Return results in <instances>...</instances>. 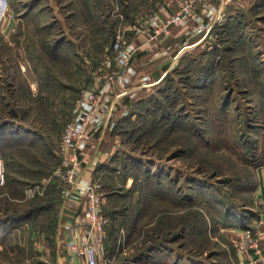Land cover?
I'll return each instance as SVG.
<instances>
[{"label": "rangeland", "instance_id": "rangeland-1", "mask_svg": "<svg viewBox=\"0 0 264 264\" xmlns=\"http://www.w3.org/2000/svg\"><path fill=\"white\" fill-rule=\"evenodd\" d=\"M163 1L9 0L13 24L2 31L0 22V264L51 262L58 212L36 208L61 163L63 128L81 90L104 81L112 43L128 40L133 24L146 27ZM216 3L225 12L226 1ZM212 27L117 119L115 151L95 176L108 216L103 264H234L219 224L262 208L264 0Z\"/></svg>", "mask_w": 264, "mask_h": 264}, {"label": "built area", "instance_id": "built-area-1", "mask_svg": "<svg viewBox=\"0 0 264 264\" xmlns=\"http://www.w3.org/2000/svg\"><path fill=\"white\" fill-rule=\"evenodd\" d=\"M216 2L217 0H165L145 20L146 29L152 32L153 37L160 33L168 34L172 25H192L187 33L194 32L205 36L212 26L225 21V12ZM162 12L168 15L160 19ZM9 17V0H0V22ZM130 29L136 33L140 30L136 24ZM111 46L112 57H106L102 62L107 72L102 76L104 81L99 85L83 88L74 103L71 117L59 140L61 163L52 173L61 197L67 204L77 203L79 212L65 226L63 244L67 253L81 257L84 264H103L106 260L108 216L103 210L104 194L101 183L92 175L81 178L83 149L97 139L98 133L112 131L118 117L128 113L130 105L127 98H133L150 84L148 76L145 75L140 84L132 85L136 69L131 60L138 51L137 46L123 37H118ZM2 177L0 154V182ZM36 189H29L28 196H34ZM256 225L259 223L256 222ZM245 234L248 242H234L235 250L237 255L244 258L248 247L252 248V254L245 257L246 264H255L263 256L258 237L264 238V228L258 227L254 236L248 228L245 229Z\"/></svg>", "mask_w": 264, "mask_h": 264}, {"label": "crops", "instance_id": "crops-1", "mask_svg": "<svg viewBox=\"0 0 264 264\" xmlns=\"http://www.w3.org/2000/svg\"><path fill=\"white\" fill-rule=\"evenodd\" d=\"M225 19L232 15L233 11L237 6H241L246 2H251L254 0H225ZM172 12V8L169 9ZM168 14L162 12L160 19L167 17ZM11 19H6L1 24L2 31L9 28ZM192 26V25H191ZM190 25H172L170 26V32L168 34L160 33L159 35L152 37V32L146 27H141L137 33L132 31L129 40L138 48L136 55L132 58L134 68L136 69V74L133 77L132 85H137L141 83L142 77L147 75L151 85L156 83L161 76H163L175 62V60L184 54L186 50L192 49L195 45L200 42L201 38H209L197 33H187L191 28ZM11 27V26H10ZM54 47H58L57 44ZM165 51V53H162ZM30 88L32 89V83H30ZM149 87H145L146 90ZM141 90L142 92L145 90ZM115 135H112V131H105L103 133L97 134V139H95L92 144L83 149V170L81 173V178H88L90 175L92 177L97 176L100 168L106 162L108 158L114 153L116 141ZM50 185L55 187L54 197L56 198L57 205L56 211H58L57 227L58 232V249L53 253L52 259H50L49 264H84V260L81 257L67 253L64 242L66 225L75 218L79 212L76 202H71L67 204L66 201L59 194V187L55 181L50 182ZM256 202L262 208L258 211L255 216L250 217V226L245 227L241 225L236 219H231L227 221L226 224H219V232L224 236L231 246L234 242L247 243L248 238H246L245 229L250 228L252 236L256 234L258 227L264 228V185H257ZM48 189H46V197ZM261 219V220H260ZM260 220V221H259ZM256 222L259 225H256ZM259 238V244L262 247L264 254V238ZM234 247V246H233ZM249 251H252L249 249ZM247 251V254L249 253ZM235 260L234 264H246V259L237 255L235 247L232 252ZM246 254V255H247ZM251 255H247V258ZM233 257V258H234Z\"/></svg>", "mask_w": 264, "mask_h": 264}, {"label": "trees", "instance_id": "trees-1", "mask_svg": "<svg viewBox=\"0 0 264 264\" xmlns=\"http://www.w3.org/2000/svg\"><path fill=\"white\" fill-rule=\"evenodd\" d=\"M58 46H59V43L57 42L56 43ZM144 92V91H143ZM142 93V92H141ZM138 94V96H137V98L136 99H139V98H144V95H142V94ZM36 97L38 98V99H46L45 97H43V95H41V94H37L36 95ZM129 100L130 99H128L127 98V102H129ZM137 101V100H136ZM132 102V101H131ZM133 104V103H132ZM118 122V121H117ZM117 122L115 123V125H114V129L112 130V132H114V130H116L117 128ZM54 192H55V187H53V186H50V189H48V191H47V197H45L44 198V204L43 205H41V206H39V208H36V210H38V211H49V210H53V211H56V205H57V201H56V198L54 197ZM58 211H56V213H57ZM32 214H33V212H28V213H26V214H24V215H21L18 219H20V220H22V218H29L30 216H32ZM57 215V214H56ZM254 216V215H253ZM58 217V216H57ZM6 219H8V218H6ZM231 219H236L238 222H240V224L241 225H244L245 227H248V226H250V222H249V220H250V216H247V217H241V218H236V217H233V216H231V217H227V218H225L224 220L225 221H231ZM2 222V221H1ZM55 225H57V222L55 223ZM157 245H152V246H150V248L148 249V251H147V254L148 253H150V251H152V250H154V249H157V247H156ZM147 254H145V255H147ZM36 264H40L39 262H37Z\"/></svg>", "mask_w": 264, "mask_h": 264}]
</instances>
